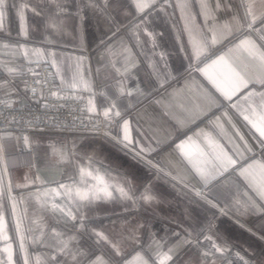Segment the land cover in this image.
Wrapping results in <instances>:
<instances>
[{
  "label": "snow or ice",
  "instance_id": "obj_1",
  "mask_svg": "<svg viewBox=\"0 0 264 264\" xmlns=\"http://www.w3.org/2000/svg\"><path fill=\"white\" fill-rule=\"evenodd\" d=\"M114 2H14L11 7L18 18L19 31L13 35L7 23L9 0H0V50H10L13 57L0 59V94L17 98L0 99V114L4 108H13L21 91L25 96L31 94L36 101H45L46 108L49 100L73 101L80 105L81 124L91 123L93 131H99L102 125L104 134L111 135L122 150L168 177L174 185L193 193L220 215L231 212L233 217H264V10H257V3L264 6V0H176L172 6L180 11L183 22L176 37L182 54L179 67H172L169 54L159 50L158 36L162 33L153 27L156 19L167 15L169 0H125L126 7L115 9ZM193 4L198 12L192 10ZM86 11L96 15L112 33L107 41L101 38L103 67L97 69V74L105 71V79L113 83L101 88L93 86L90 76L85 77L80 64L71 79L66 78L55 52H48L47 60L32 59L43 56L44 52L27 43L31 32H39L42 43L52 44L58 35L67 33L70 20L82 24ZM220 12H226L227 18L218 17ZM26 13L36 17L37 23L30 25ZM118 15L132 17L127 28L134 46L122 39L114 41L120 31ZM21 58L23 63H18ZM42 63L55 69L51 79H34L31 83L22 79L38 77L36 68ZM141 67L146 85L136 86V97L147 98L160 92L151 103L160 109L161 122L167 118L183 130L220 110L219 115L209 119L206 129L197 128L175 145L180 160L173 159L171 153L159 161L151 159L171 139V132L164 133L158 127L152 130V138L147 142L133 135L131 119L126 115L134 107L130 99L133 92L126 88V82L129 78L136 79ZM55 80H59V85ZM126 98L128 102L122 103ZM229 110L246 131L237 126ZM14 120L13 117L8 123ZM111 128L118 131L113 134ZM7 139H12L11 133L0 126V264H19V260L23 264H115L104 255L102 246H108L116 257H121L125 242L138 244L140 250L124 264H218V261L250 264L227 243H218L212 235L215 228L212 220L197 230H186L183 236L179 232L160 238L150 234L146 247L141 241L143 224L129 227L120 240L111 239L89 223L90 213L100 203L151 205L156 197L150 186L137 193L131 180L103 161L93 156H87L86 162L77 161L74 143L71 147L54 148L53 155L58 164L74 165L78 180L56 182V186L48 184L39 174L34 154L29 171L14 183L10 168L16 165L10 164L6 154L3 141ZM22 139L25 148L32 147L34 142L27 135ZM232 175L236 178L237 192L241 186L245 189L241 193L243 199L232 197L231 205L221 207L207 190ZM85 240L88 243H82ZM29 245L44 251L30 253ZM192 249L196 250L195 258L185 259ZM14 255L18 260L14 261Z\"/></svg>",
  "mask_w": 264,
  "mask_h": 264
},
{
  "label": "crops",
  "instance_id": "obj_2",
  "mask_svg": "<svg viewBox=\"0 0 264 264\" xmlns=\"http://www.w3.org/2000/svg\"><path fill=\"white\" fill-rule=\"evenodd\" d=\"M14 2L20 3L21 0H9L7 23L13 35L19 31L18 18L15 15V10L11 7ZM175 2L176 0H169L170 6L167 8V15L156 19L153 27L158 33H162L158 36L159 50L169 54V64L172 67H179L182 62V54L178 51L179 44L176 37L183 28V22L180 19V11L172 6ZM126 6L125 0H115L113 4L114 9ZM192 10L198 12L195 4H193ZM257 10H264V6L257 3ZM132 11L134 12V10ZM25 15L30 25L37 23V18L31 13ZM217 15L218 17L227 18L228 14L220 12ZM85 17L82 24L78 20H70L67 33L58 35L52 44L42 43L43 36L39 32H31V39L27 43L30 47L40 48L44 52L43 56H33L32 59L47 60L49 59L47 53L55 52L58 62H61L62 74L66 78L71 79L72 73L80 64L85 77L90 76L93 86L101 88L106 84L113 83L111 79H105L107 75L105 71H102L99 75L97 74V69L103 67L101 62L103 48L101 38L107 41V37L111 36L112 33L91 11H86ZM116 18L117 23L120 24V31L113 38L114 41L122 39L125 43H130V46H134V41L128 34L127 28L132 17L125 18L123 15H118ZM197 19L198 22L202 23L199 17ZM12 58L10 50H0V59L12 60ZM140 60H143V57H140ZM18 63H23L22 58ZM184 63H187V61H184ZM47 65L54 73L55 69L50 64ZM196 75L199 78V74ZM5 78L7 77L5 76ZM199 79L202 80V78ZM55 82L59 85V80H55ZM17 83L19 84V81ZM204 83L207 82L204 81ZM138 84L141 86L146 85L144 67L140 68L136 79L129 78L126 82V88L133 92L130 99L134 107L126 112V115L131 119L134 137L147 142L152 138V130L158 127L163 129L164 133H172L171 139L167 143H163L159 151L153 153L152 160H162L169 153L172 154L173 159L180 160L178 153L175 151V145L183 140L186 135H191L197 128L206 129L209 119L220 114V110H214L208 117L198 119L190 128L179 130L167 118H164L163 122L158 119L160 109L151 103V100L153 96L159 97L161 93H153L147 98L138 99L135 94ZM20 87L22 88V85ZM9 99L16 100L17 98L13 95ZM26 102L25 94L21 91L19 100L15 104L21 105ZM127 102L128 99L126 98L122 103L126 104ZM229 112L231 113V110ZM231 115L237 126L246 131L245 126L238 120L235 113H231ZM225 127L228 126L225 125ZM5 131L10 132L12 135V139L3 141V144L7 156L10 158V164L14 162L16 165L10 168L14 183L22 180L24 173L29 171L34 154L39 174L48 184L56 186V182L68 183L72 182L73 179L78 180L79 176L75 166L72 164H58L56 157L53 155L54 148L61 149L64 145L71 147L74 143L77 161L86 162L87 156H93L96 160L103 161L105 165L117 169L131 180L132 187L137 193L150 186L152 194L156 197L155 202L151 205L140 203L133 207L121 202L100 203L90 213L92 218L89 223L97 229L103 230L111 239L120 240L123 235L127 234L129 227L143 224L141 241L146 247L150 234L160 238L172 232H179L183 236L186 230H197L209 220H212L215 225L212 235L218 243H227L232 251L239 252L245 259L249 260L250 264H264V238H262V234H264V217L251 215L233 217L231 212L228 215H220L217 209L209 207L203 200L195 197L193 193L174 185L168 177L158 174L155 169L146 166L143 162L133 158L130 153L122 150L118 144L104 138L80 133L59 134L48 131H34L16 134L12 131ZM117 131L116 129L115 132ZM228 131L231 133L230 128ZM25 135L30 138V141L34 142L31 148H25L24 146L22 137ZM17 137H20V139L17 140ZM160 139L163 140V134H161ZM235 179L234 175L229 180L222 178L223 183L218 181L211 186L207 190L208 195L217 201L221 207L226 204L231 205L232 197L240 196L243 199L241 193L245 189L241 186L240 191L237 192ZM58 227L63 228L64 226L60 225ZM82 243H88V241L85 240ZM28 247L30 253L44 251L40 248H33L31 245ZM102 250L106 257L111 261H115V264H124L126 259H131L140 250V246L125 242L122 245L121 257H116L106 245L102 246ZM196 255V250L192 249L185 256V259L188 256L195 258ZM13 259L16 261L18 257L14 255ZM19 264H23V261L19 260ZM236 264H239V262H236Z\"/></svg>",
  "mask_w": 264,
  "mask_h": 264
},
{
  "label": "built area",
  "instance_id": "obj_3",
  "mask_svg": "<svg viewBox=\"0 0 264 264\" xmlns=\"http://www.w3.org/2000/svg\"><path fill=\"white\" fill-rule=\"evenodd\" d=\"M36 67V65H32ZM36 71L40 73L38 77H23L22 79H28L31 83L34 79H51L52 70L47 64H41L36 68ZM56 83V82H55ZM39 87V86H37ZM47 95V89H45ZM27 102L25 104H14L12 109L4 108L3 113L0 114V126L4 130L12 131L16 134H22L27 132H53L59 134L67 133H80L87 136H94L104 138L112 143L115 141L111 135H105V129L101 125L99 131H93V125L85 121L81 124V114L79 112L80 105L73 101H47V108L44 107L45 101H36L31 94L25 96ZM0 99L8 100V97H4L0 94ZM64 106L61 107L60 105ZM75 109V111H72ZM15 120L12 123H8V120L12 118ZM31 121V124L26 123ZM116 128H111L109 131L115 134ZM116 144V143H115Z\"/></svg>",
  "mask_w": 264,
  "mask_h": 264
}]
</instances>
